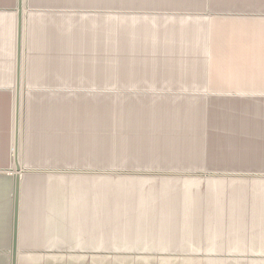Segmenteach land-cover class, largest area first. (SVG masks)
Masks as SVG:
<instances>
[{
    "label": "crops",
    "instance_id": "1",
    "mask_svg": "<svg viewBox=\"0 0 264 264\" xmlns=\"http://www.w3.org/2000/svg\"><path fill=\"white\" fill-rule=\"evenodd\" d=\"M10 1L14 7L0 6V168H20L17 264L40 261L48 248L80 245L78 232L94 229V208L107 215L110 203L133 199L87 189L79 171L246 166L254 157L264 167V26L220 25L207 35L205 23L143 18L144 9L161 7L264 9V0H132L143 14L136 33L125 34L136 49L103 62L125 75L111 79L77 78L81 70L92 73V57L89 66H78L77 16L59 11L77 0H21L26 31L22 24L18 62V0ZM207 37L226 40L212 42L211 79L203 83L221 89L184 90L188 79L172 78L198 66L188 56L207 48ZM81 46L92 55V44ZM109 65L100 67L109 71ZM10 173L0 172L3 264L11 262L13 241ZM260 215L264 248L263 205Z\"/></svg>",
    "mask_w": 264,
    "mask_h": 264
},
{
    "label": "rangeland",
    "instance_id": "2",
    "mask_svg": "<svg viewBox=\"0 0 264 264\" xmlns=\"http://www.w3.org/2000/svg\"><path fill=\"white\" fill-rule=\"evenodd\" d=\"M12 3L0 0V6H12ZM76 3L75 7H61L59 11L68 14L70 9L76 14L77 63L78 66H89L87 59L91 56L90 65L94 68L91 74L81 70L77 78H124L125 75L115 74V66L103 62L120 57L121 49H136V40L125 35L136 33V19L143 16L136 12V3L132 0H77ZM144 10L146 16L143 18L156 21L181 18L194 25L205 23L207 35L210 27L211 35H214L220 25H245L258 30L264 26V9L260 8L161 7ZM22 24L25 35V19ZM102 31L105 36L101 35ZM86 32H93V36ZM206 40L207 48L195 49L188 56L198 65L193 67L192 73L172 78L188 79L181 83L184 90L212 93L221 89L203 83L211 79L212 42L224 46L226 40L218 37L215 40L207 37ZM89 44L93 45L92 55L85 54L86 58L84 51H80L81 45ZM104 65H109L104 68L109 71L101 69ZM247 162L250 163L246 166L79 171L77 174L87 181H82L83 186L90 185L96 192L108 190L110 195L123 192L133 199L127 204L116 203V200L110 203L113 206L107 215L94 208V229L78 232L80 245L48 248L42 250L46 256L39 257L40 261L20 264H264V248L259 247L264 167L258 165L261 163L259 158ZM19 170L15 166L0 168V172L10 171L15 177ZM132 175H136V179L128 177Z\"/></svg>",
    "mask_w": 264,
    "mask_h": 264
},
{
    "label": "water",
    "instance_id": "3",
    "mask_svg": "<svg viewBox=\"0 0 264 264\" xmlns=\"http://www.w3.org/2000/svg\"><path fill=\"white\" fill-rule=\"evenodd\" d=\"M17 12H18V43H19V52H18V62L20 57V36L22 31V3L21 0L17 1ZM18 188H19V179L18 176L15 177L14 182V210H13V241L11 247V262L10 264L16 263V236H17V206H18Z\"/></svg>",
    "mask_w": 264,
    "mask_h": 264
},
{
    "label": "bare ground",
    "instance_id": "4",
    "mask_svg": "<svg viewBox=\"0 0 264 264\" xmlns=\"http://www.w3.org/2000/svg\"><path fill=\"white\" fill-rule=\"evenodd\" d=\"M20 39H21V36H20ZM19 40V39H18ZM20 42V41H19ZM19 44V43H18Z\"/></svg>",
    "mask_w": 264,
    "mask_h": 264
}]
</instances>
